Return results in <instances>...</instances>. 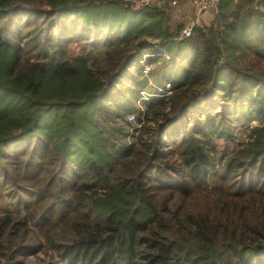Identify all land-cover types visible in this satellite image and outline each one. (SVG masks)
Returning a JSON list of instances; mask_svg holds the SVG:
<instances>
[{"label": "trees", "instance_id": "16d2710c", "mask_svg": "<svg viewBox=\"0 0 264 264\" xmlns=\"http://www.w3.org/2000/svg\"><path fill=\"white\" fill-rule=\"evenodd\" d=\"M167 7L0 0V264H264V0L188 37ZM146 49L186 65L126 127ZM236 119L258 124L216 161Z\"/></svg>", "mask_w": 264, "mask_h": 264}, {"label": "rangeland", "instance_id": "374dc122", "mask_svg": "<svg viewBox=\"0 0 264 264\" xmlns=\"http://www.w3.org/2000/svg\"><path fill=\"white\" fill-rule=\"evenodd\" d=\"M181 3L183 4V1H181ZM182 4H179V6H174V7L168 6L169 8L167 7L168 12H169V18L171 19L170 22L173 25V27H176L177 25H180V24L184 27L190 20V15L195 13L194 11L193 12L191 11L190 13H188L187 11L188 9H186L187 6L183 7ZM80 50H81V45H76L73 47L74 53H79ZM156 51H159V50H156ZM142 55H143L142 60L144 61L145 57L154 58L156 53L153 52L152 50L146 49L143 51ZM140 63L142 65V62ZM151 65H152V70L149 73H145L144 71L143 72L141 71V73L138 74V76H141L142 79H145L148 81L145 86L147 87V89H151L147 91L148 95L149 94L154 95L153 90L157 86L163 85L166 81H171L172 84H174V81L176 80L175 78L183 74V71L185 68L183 67L185 63L179 62L177 59H174L173 61L172 60L164 61L162 59H159V61L156 60ZM134 67H135V64L131 68V70H133ZM123 77L125 78L126 76L124 75ZM122 101H125V98H122ZM221 102H225L223 101V98L218 103L213 101V104L208 105L207 109L211 111L220 110ZM134 107L137 108V110L134 109L135 110L134 112L132 110L130 111L136 114L137 123H138L139 110L146 109L147 105H145L144 102H141V105H140V97H139V99H136L134 101ZM130 111H127V112H130ZM199 113H203V112H199ZM128 114H127V118L125 117L126 121L129 118ZM202 117L205 118V115L204 114L196 115V117L193 118V121L203 119ZM98 121L102 125V128L104 129L106 136L108 140H110V144H111L113 142V138L108 128V124L111 121L108 119H105V116L103 114L98 115ZM131 123L132 124L129 123V124H126L125 126L128 127L129 125H138L136 122H131ZM150 123L154 125L153 122H150ZM256 124L258 123L255 120L246 122L243 119L242 120L236 119L234 120L233 126L230 128L229 136L214 137L216 152L215 153L213 152V153L216 158V161H219L220 159H222L223 161H227L233 154H235L240 147H242L247 141H249L250 129ZM126 131L128 130L126 129ZM163 138H166V136H164ZM117 140L120 142H123V141L125 142L127 140V137L120 138ZM24 260L27 264H48L49 263V257L43 251H39L35 254H27L24 256Z\"/></svg>", "mask_w": 264, "mask_h": 264}, {"label": "built area", "instance_id": "2783aa9c", "mask_svg": "<svg viewBox=\"0 0 264 264\" xmlns=\"http://www.w3.org/2000/svg\"><path fill=\"white\" fill-rule=\"evenodd\" d=\"M132 5L134 9H143L146 6L149 5H159V6H179V4H182L181 1L185 0H131ZM195 10L198 13L205 12V11H212V12H217L221 6L224 0H188ZM197 25H200V22L198 18H194L190 16V20L188 23L182 28L181 30V36L182 37H188L191 36L194 32V29ZM147 59V57H145ZM141 60L142 65H143V71L145 73H149L152 70V65L153 63L148 62V60ZM172 92V83L170 81H166L163 85L157 86L153 90L154 95H148L147 91H141L140 92V105L141 102H144L146 105V100L150 99L152 96L153 97H159V96H167ZM139 99V98H138ZM143 108V107H142ZM128 119L131 122H136L137 123V117L134 113H129L128 114Z\"/></svg>", "mask_w": 264, "mask_h": 264}, {"label": "crops", "instance_id": "0c3cea01", "mask_svg": "<svg viewBox=\"0 0 264 264\" xmlns=\"http://www.w3.org/2000/svg\"><path fill=\"white\" fill-rule=\"evenodd\" d=\"M183 7L187 6L186 9H188V13H190L191 11L195 12L194 14L190 15L191 17L194 18H198L200 24H209L215 17V13L216 12H212V11H205V12H201L198 13L195 8L193 7V5L188 1L185 0L182 4ZM186 65V64H185Z\"/></svg>", "mask_w": 264, "mask_h": 264}]
</instances>
